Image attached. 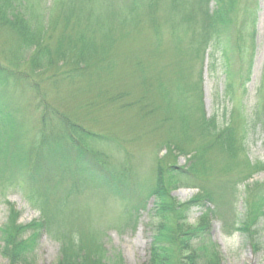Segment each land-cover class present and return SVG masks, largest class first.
Returning <instances> with one entry per match:
<instances>
[{
	"label": "trees",
	"instance_id": "obj_1",
	"mask_svg": "<svg viewBox=\"0 0 264 264\" xmlns=\"http://www.w3.org/2000/svg\"><path fill=\"white\" fill-rule=\"evenodd\" d=\"M259 1L53 0L44 14L25 16L11 1L0 0V58L5 63L0 64V194L23 192L41 215L40 221L21 225L20 213L11 209L0 227V256L8 264H30L42 232L56 233L57 264H125L118 254L77 245L72 232L63 233L66 222L71 224L66 217L71 196L86 183L107 189L135 214L154 198L156 227L146 264H221L208 226L212 216L219 218L232 208L226 194L245 207L230 231L244 234L258 247L255 232L258 236V223L264 219V183L252 179L264 171V163L250 164L245 148L252 131L264 134V66L255 105L247 114L240 105L251 77ZM167 40L177 68L172 65L177 70L171 72L172 84L181 98L173 102L162 85L164 104L158 106L144 89L161 84L150 72L155 59L165 54ZM206 55L211 72L218 60L225 77L224 98L231 104L220 126L202 110V72L195 70ZM103 85L109 87L108 95L101 90L99 97L84 100L87 112L117 110L118 122L143 111L144 105L152 104L154 114L163 113L152 131L157 149L167 154L155 157L150 185L133 181L137 178L129 158L116 164L112 154L119 152L124 137L98 133L74 110L58 107L62 90L75 99L83 88ZM9 89L32 94L28 103L38 116L36 131L25 129L15 102H6ZM143 90L139 95L144 103L132 98ZM179 156L186 159L184 167L176 165ZM65 182L63 196L56 199ZM238 185L244 188L240 194ZM184 188L197 194L179 203L171 193ZM194 209L202 213L196 229L187 225ZM53 228L61 231L52 233Z\"/></svg>",
	"mask_w": 264,
	"mask_h": 264
},
{
	"label": "rangeland",
	"instance_id": "obj_2",
	"mask_svg": "<svg viewBox=\"0 0 264 264\" xmlns=\"http://www.w3.org/2000/svg\"><path fill=\"white\" fill-rule=\"evenodd\" d=\"M9 1L15 4L25 16H29L31 13L44 14L51 6L53 0H30L21 7L18 5L20 0ZM254 37L255 48L253 50L250 82L247 84V94L240 105L245 114L256 103L257 90L264 66V0L259 1V13ZM169 43L168 40L165 42L166 52L163 56L155 59L153 63L154 72H150V76L156 75L161 84L155 82L151 87L144 89L148 94V98H150L149 100L155 105H158L156 103L164 104L162 103V96H160L162 85H166V91L173 102H177L175 98H181L180 91L176 88L177 85L172 84L173 77L171 72L173 71V74L177 73V70L172 69V65L174 69L177 68L176 63L173 64L175 58L171 54ZM207 61L206 55L203 57L202 64L200 62L197 63L195 70L196 73L202 72V85L200 84L202 110L206 119L213 117L215 125L220 126L224 115L230 113L231 104L224 98L225 77L219 67L218 60L217 67L212 72L208 68ZM0 64L5 66L1 58ZM197 78L198 76L195 80ZM175 80H177V75ZM101 90L108 95V86L103 85L91 89L90 87H85L82 90L83 92L78 93L82 96L75 99L69 98L68 89L62 90L57 100L59 102L58 107L61 110L65 108L74 110L81 115L90 129L98 133L116 134L119 140L124 137V144L120 141V147H117L121 155L117 151L112 154L117 161L116 164H120V160H123L124 157L126 159L129 158L128 164L133 166V172L137 178L132 180L136 183L140 181L144 186L146 184L150 185L151 180H154L155 157L157 156L160 159L167 154L165 150L157 149L158 138L152 131L157 121L162 119L163 113L161 115L154 114L151 103L147 107L144 105L143 111L137 109V112H131L127 118L120 120V122L116 119L118 113L117 110H112L113 107H111V113L110 108L103 107L101 110L96 108V111L87 112L82 102L84 100L89 102L93 98L99 97ZM144 90L140 93H132V98L135 99L136 97L143 101L139 94L144 93ZM26 92L22 93L20 90L15 92V90L9 89L6 102L8 104L15 102L14 104L20 108L21 119L25 129L31 131L34 127L36 131L38 116L29 106L32 101V94L30 95ZM90 98L91 100H89ZM155 105L153 106L156 107ZM147 111L153 112L142 118L140 115H144ZM137 113L140 114L137 115ZM117 123L120 128L117 127ZM123 133L124 135H122ZM31 136L29 139H31ZM245 150L246 158L250 164L264 163V134L261 130L256 129L250 133ZM185 161L184 157L179 156L176 160L177 167H184ZM252 180L264 183V171L257 173ZM132 183L134 185V182H131V187ZM67 186L68 183L65 182L58 191L56 199L63 196ZM83 188L77 196L76 194L71 196L70 201L73 202L66 211L67 221L71 224L68 225L66 222L65 227L63 226V233L70 234L72 232L74 242L77 245H83V247L100 246L105 248L110 255L112 253L118 254L122 257L125 264H146L156 227V221L152 218L154 198L148 199L145 207L139 209L135 214L133 210H127L126 202L113 197L102 186L86 183ZM243 189V186L238 185L237 193H242ZM196 194L197 190L184 188L171 193V197L179 203H185L193 199ZM236 196L238 195L236 194ZM224 198H227L226 201L232 205V208L228 209L227 212L225 210L221 212L219 218L212 216L208 226V238L219 255L221 264H264V219L258 223V236L257 232H255L258 247H252L244 234L230 231L234 227L232 226L234 220L245 212L243 201L238 200V198L235 202V196L231 200L227 194ZM225 206L229 207L230 205L227 203ZM12 208L20 213L18 223L21 225H28L41 220L40 212L31 206L23 192L9 190L5 192V195L0 194V227L6 222ZM208 208L213 212H217L215 206H209ZM201 217V209L192 210L187 217V225L193 229L198 228L202 221ZM72 226L73 229H71ZM55 231L60 232L61 228H53L52 233ZM78 234L81 236L78 237ZM35 245L30 264H57L60 244L56 239V233L53 236L48 232H42ZM0 264L8 263L0 256Z\"/></svg>",
	"mask_w": 264,
	"mask_h": 264
}]
</instances>
